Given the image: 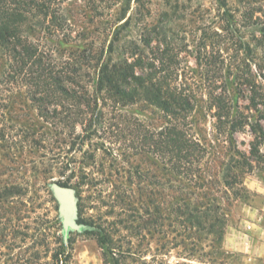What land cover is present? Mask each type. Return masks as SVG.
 Here are the masks:
<instances>
[{"label":"rangeland","instance_id":"1","mask_svg":"<svg viewBox=\"0 0 264 264\" xmlns=\"http://www.w3.org/2000/svg\"><path fill=\"white\" fill-rule=\"evenodd\" d=\"M44 2L22 34L76 99L40 107L0 42V264H105L96 238L63 237L55 182L120 264H264V0ZM131 66L164 69L161 95L102 81ZM174 98L191 110L167 113ZM173 129L198 146L187 161Z\"/></svg>","mask_w":264,"mask_h":264},{"label":"trees","instance_id":"2","mask_svg":"<svg viewBox=\"0 0 264 264\" xmlns=\"http://www.w3.org/2000/svg\"><path fill=\"white\" fill-rule=\"evenodd\" d=\"M48 9L49 7L44 0H0V42L10 53L12 58L11 69L19 76H22L23 80L29 86L36 89V93L33 95V101L40 104V107L55 103L57 106L65 108L64 104L76 99V97L71 94L70 89L66 87L68 86L67 83L71 82L74 84L77 81L75 78L71 77V75L66 73L63 74L64 72L57 69V65L54 64V62L46 61L45 55L40 51V47L30 42L29 39L22 34V26L28 20L27 14H29V10L48 12ZM136 66H141V63H138ZM134 68V66L126 68L123 73H119L120 69L118 70L115 68L116 72L114 74L118 73V80H114L113 77H110L108 70H105L102 72V81L109 84L110 87L120 90L123 88V85H130L134 79L138 82L139 86L150 83L151 91L157 96L161 95L162 88L165 84V70L156 69L154 73L151 72L144 76H136ZM173 100L176 102L175 108H173V105H170L169 100L164 102V110L169 114L178 116L181 112L191 110L192 108L189 103L182 104L181 101L176 98ZM54 113L57 114V109ZM253 131L257 135V141L253 151H258L259 146L264 143V129L259 126L255 127ZM166 144L171 150L175 151L177 155H183L186 161L198 153V146L183 139L175 129L168 132ZM183 158L180 156V160H183ZM60 184L66 187L71 186L67 182ZM78 224L81 226V231L79 232L96 238L103 250L105 264H120V260L117 258L118 254L114 253L111 248L112 242L107 234L102 231H95V228L91 227L81 218L78 219ZM63 237L67 239L64 233ZM62 248L61 253H59L60 255L65 254V247L62 246ZM56 258L58 259V255Z\"/></svg>","mask_w":264,"mask_h":264},{"label":"water","instance_id":"3","mask_svg":"<svg viewBox=\"0 0 264 264\" xmlns=\"http://www.w3.org/2000/svg\"><path fill=\"white\" fill-rule=\"evenodd\" d=\"M51 187L59 204L63 233L67 238L72 231H81V226L78 224L79 207L76 190L71 186L66 187L58 182L53 183Z\"/></svg>","mask_w":264,"mask_h":264},{"label":"crops","instance_id":"4","mask_svg":"<svg viewBox=\"0 0 264 264\" xmlns=\"http://www.w3.org/2000/svg\"><path fill=\"white\" fill-rule=\"evenodd\" d=\"M244 222H246V224L248 225V228H252L251 230H254L253 228L257 227V224L255 222L250 221V220H245L244 219ZM245 230H246V228H245ZM236 232L240 233L241 235H243V236H245L246 238L249 239V243H248L247 247L242 249V252H245L247 254H249V252H252V251H250V247H252L254 245V243H255V239H254L253 233H252L253 231H251V232H249V231L242 232L241 231L240 232V230L236 229ZM234 248H236V246H234ZM232 250H234V249H232ZM252 258H253L252 256L249 257L250 260H252Z\"/></svg>","mask_w":264,"mask_h":264}]
</instances>
